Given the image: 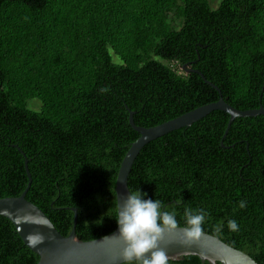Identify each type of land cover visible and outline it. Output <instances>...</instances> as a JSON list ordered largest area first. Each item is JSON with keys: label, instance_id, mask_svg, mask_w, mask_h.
<instances>
[{"label": "trees", "instance_id": "1", "mask_svg": "<svg viewBox=\"0 0 264 264\" xmlns=\"http://www.w3.org/2000/svg\"><path fill=\"white\" fill-rule=\"evenodd\" d=\"M219 1L0 0V199L24 193L27 159V200L62 236L77 209V239L103 238L140 137L130 112L151 128L218 102L203 77L235 109L264 107V0ZM229 120L214 111L149 143L128 185L175 211L179 228L186 209L203 210L204 233L264 264V115L235 119L224 137ZM38 262L0 217V264Z\"/></svg>", "mask_w": 264, "mask_h": 264}, {"label": "water", "instance_id": "2", "mask_svg": "<svg viewBox=\"0 0 264 264\" xmlns=\"http://www.w3.org/2000/svg\"><path fill=\"white\" fill-rule=\"evenodd\" d=\"M203 77V76H202ZM206 83L220 94L218 102L199 107L176 119L161 125L144 128L134 122V113L130 112L129 122L132 128L140 135L125 155L116 182L117 208L130 195L128 185L132 167L142 149L149 143L176 130L191 127L204 119L214 111H222L230 116L225 133L227 136L231 124L237 118L257 117L264 115V107L257 110L241 111L235 109L223 99L221 91L212 83ZM28 160L25 161V169L29 179L28 186L20 197L0 199V217L8 219L15 227L24 245L39 257L38 264H124L121 258L123 242L119 238V229L110 235L111 238H100L93 241L82 242L77 239V209L75 213L74 227L68 237L62 236L47 215L36 205L27 200V193L31 188L32 176L29 171ZM183 229L177 228L174 232L165 233L161 248L167 253L169 261L177 262L187 256L198 257L202 264H258L246 253L230 247L217 236L202 233L199 240L191 243H183ZM30 237L38 241L30 242Z\"/></svg>", "mask_w": 264, "mask_h": 264}, {"label": "clouds", "instance_id": "3", "mask_svg": "<svg viewBox=\"0 0 264 264\" xmlns=\"http://www.w3.org/2000/svg\"><path fill=\"white\" fill-rule=\"evenodd\" d=\"M243 206L241 203V207ZM207 216L203 210H185L183 243H191L201 238ZM116 220L119 238L124 245L121 253L124 264H169V257L161 248V243L166 232L171 233L178 228L175 211H165L160 200L147 198V193L135 191L130 192L122 206L120 204ZM228 228L236 231L237 222L230 220ZM29 239L34 245L38 243L32 237Z\"/></svg>", "mask_w": 264, "mask_h": 264}, {"label": "rangeland", "instance_id": "4", "mask_svg": "<svg viewBox=\"0 0 264 264\" xmlns=\"http://www.w3.org/2000/svg\"><path fill=\"white\" fill-rule=\"evenodd\" d=\"M219 0H211V5L213 8H216L218 5H219ZM40 107H41V103L39 101H32L30 103V106L29 108L34 110V111H39L40 110Z\"/></svg>", "mask_w": 264, "mask_h": 264}]
</instances>
